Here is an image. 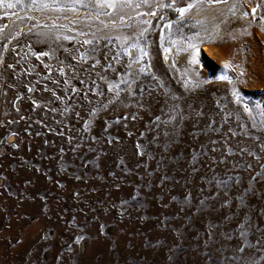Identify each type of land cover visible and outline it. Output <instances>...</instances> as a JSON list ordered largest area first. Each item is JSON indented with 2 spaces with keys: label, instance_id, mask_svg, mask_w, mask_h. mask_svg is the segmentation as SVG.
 <instances>
[{
  "label": "rangeland",
  "instance_id": "rangeland-1",
  "mask_svg": "<svg viewBox=\"0 0 264 264\" xmlns=\"http://www.w3.org/2000/svg\"><path fill=\"white\" fill-rule=\"evenodd\" d=\"M0 264H264V0H0Z\"/></svg>",
  "mask_w": 264,
  "mask_h": 264
},
{
  "label": "bare ground",
  "instance_id": "bare-ground-1",
  "mask_svg": "<svg viewBox=\"0 0 264 264\" xmlns=\"http://www.w3.org/2000/svg\"><path fill=\"white\" fill-rule=\"evenodd\" d=\"M205 38V40H207V38L206 37H204ZM203 49L206 51V53L208 54V55H210L211 53H212V47L210 46V45H206V44H204L203 45ZM219 55H221V52H219ZM263 77V76H262Z\"/></svg>",
  "mask_w": 264,
  "mask_h": 264
},
{
  "label": "snow or ice",
  "instance_id": "snow-or-ice-1",
  "mask_svg": "<svg viewBox=\"0 0 264 264\" xmlns=\"http://www.w3.org/2000/svg\"><path fill=\"white\" fill-rule=\"evenodd\" d=\"M8 7H12V5L9 4ZM188 7H191V5H189ZM178 11L181 13V15H183L185 9H184V8H180V9H178ZM252 11H253V13H254V12L256 11V9L253 8ZM221 79H223V77H221ZM57 259H59V257H57Z\"/></svg>",
  "mask_w": 264,
  "mask_h": 264
}]
</instances>
